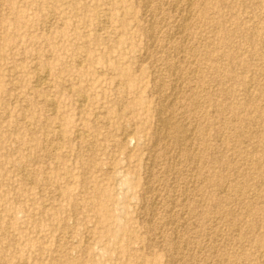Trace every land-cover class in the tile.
Returning <instances> with one entry per match:
<instances>
[{"label": "rangeland", "instance_id": "374dc122", "mask_svg": "<svg viewBox=\"0 0 264 264\" xmlns=\"http://www.w3.org/2000/svg\"><path fill=\"white\" fill-rule=\"evenodd\" d=\"M0 264H264V0H0Z\"/></svg>", "mask_w": 264, "mask_h": 264}, {"label": "bare ground", "instance_id": "6f19581e", "mask_svg": "<svg viewBox=\"0 0 264 264\" xmlns=\"http://www.w3.org/2000/svg\"><path fill=\"white\" fill-rule=\"evenodd\" d=\"M178 1H179V0H178ZM143 2H144V1H143ZM189 2H190V1H189ZM148 4H149V3H148ZM183 4H184V3H183ZM146 5H147V4H146ZM146 5H145V6H146ZM188 7H189V6H188ZM144 10H145V8H144ZM159 13H160V12H159ZM186 13H187V12H186ZM189 13H190V12H189ZM142 15H143V14H142ZM178 15H179V14H178ZM143 16H144V15H143ZM189 18H190V17H189ZM152 19H153V18H152ZM152 19H151V20H152ZM152 29H153V28H152ZM176 30H177V29H176ZM178 30H179V29H178ZM175 34H176V32H175ZM150 42H151V41H150ZM173 46H174V45H173ZM174 49H175V48H174ZM184 50H185V49H184ZM180 51H181V50H180ZM183 57H184V56H183ZM175 62H176V61H175ZM171 65H172V64H171ZM173 66H174V65H173ZM182 67H183V66H182ZM164 68H165V67H164ZM167 68H168V67H167ZM175 68H176V67H175ZM45 74H46V73H45ZM37 76H38V75H37ZM37 76H36V77H37ZM179 77H180V76H179ZM45 80H46V79H45L43 76H40V75H39V76L35 79V82H34L33 84H35V87L38 88L39 86H41V85L45 82ZM175 81H176V80H175ZM161 85H163V84H161ZM124 87H125V86H124ZM156 90H157V89H156ZM159 90H160V89H159ZM179 90H180V89H179ZM202 90H203V89H202ZM178 93H179V92H178ZM159 94H160V93H159ZM153 95H154V93H153ZM175 96H176V95H175ZM168 97H169V96H168ZM168 97H167V98H168ZM84 98H85V97H84ZM164 99H165V98H164ZM173 99H174V98H173ZM165 100H166V99H165ZM78 103H79V102H78ZM161 104H162V103H161ZM158 105H159V104H158ZM168 106H170V105H168ZM174 106H175V105H174ZM54 107H55V106H54ZM55 108H56V107H55ZM120 108H121V107H120ZM196 108H197V107H196ZM114 109H115V108H114ZM117 109H118V108H117ZM165 110H166V109H165ZM165 113H166V112H165ZM158 114H159V113H158ZM156 115H157V114H156ZM165 115H166V114H165ZM98 116H99V115H98ZM165 117H166V116H165ZM169 117H170V116H169ZM158 119H160V118H158ZM165 119H166V118H165ZM168 119H169V118H168ZM168 119H167V120H168ZM161 121H162V120H161ZM176 122H177V121H176ZM162 123H163V126H167L166 121H162ZM160 126H161V125H160ZM182 126H183V125H182ZM169 127H170V126H169ZM169 127H168V128H169ZM165 128H167V127H165ZM176 128H177V127H176ZM183 128H184V127H183ZM185 128H186V127H185ZM162 129H163V128H162ZM189 130H190V129H189ZM166 131H167V130H166ZM185 131H186V130H185ZM162 132H163V134H164V130H163ZM129 133H130V132H129ZM161 134H162V133H161ZM163 134H162V135H163ZM169 134H170V133H169ZM164 135H165V134H164ZM125 136H126V135H125ZM125 136H124V137H125ZM127 137H128V136H127ZM157 137H158V136H157ZM159 137H160V138H163L161 135H160ZM159 137H158V138H159ZM164 137H165V136H164ZM181 137H182V136H181ZM57 138H58V137H57ZM154 138H155V137H154ZM158 138H157V139H158ZM124 139H126V138H124ZM124 139H123V140H124ZM169 139H170V137H169ZM155 140H156V139H155ZM155 140H154V141H155ZM162 140H164V139H162ZM170 140H171V139H170ZM178 140H179V139H178ZM124 141H125V140H124ZM157 141H158V140H157ZM186 141H187V140H186ZM122 142H123V141H122ZM170 142H171V141H170ZM180 142H183V141H180ZM156 143H157V142H156ZM158 143H159V142H158ZM158 143H157V144H158ZM160 144H161V143H160ZM178 144H179V143H178ZM182 144H183V143H182ZM155 145H156V144H155ZM42 146H43V145H42ZM153 146H154V145H153ZM182 146H183V145H182ZM171 148H172V147H171ZM180 148H181V147H180ZM55 149H56V148H55ZM43 150H44V149H43ZM150 150H151V149H150ZM171 150H172V149H171ZM177 154H178V153H177ZM197 160H198V159H197ZM151 164H152V163H151ZM100 191H101V189H100ZM106 191H107V190H106ZM104 192H105V191H104ZM146 194H147V193H146ZM52 211H53V210H52ZM76 218H77V217H76ZM39 225H40V224H39ZM44 225H45V224H44Z\"/></svg>", "mask_w": 264, "mask_h": 264}]
</instances>
